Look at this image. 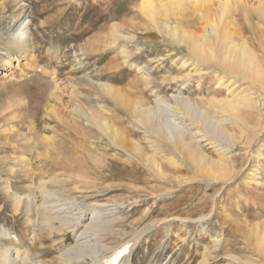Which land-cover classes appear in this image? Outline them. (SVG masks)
<instances>
[{
    "label": "rangeland",
    "instance_id": "1",
    "mask_svg": "<svg viewBox=\"0 0 264 264\" xmlns=\"http://www.w3.org/2000/svg\"><path fill=\"white\" fill-rule=\"evenodd\" d=\"M139 1L0 0V227L16 231L37 264H70L59 256L77 238L58 220L52 225L60 233L48 236L44 231L33 241L34 248L29 245L33 235L26 206L40 204L41 187L46 186L59 199L89 205L85 224L92 208L105 206L103 214L112 222L105 228L108 232L100 233V244L119 247L138 239L129 259H122L124 264H264L256 246L264 230V99L258 92L251 96L257 110L242 131L227 125L231 133L242 135L239 144L216 146L197 133L189 138L214 165L211 168L221 163L222 156L234 162L229 181H211L187 165L176 170L165 164L168 178L157 173L145 161L155 152L150 143L155 137L132 114L135 104L164 117L158 98L174 105L173 97H187L205 107L207 99H231V92L239 93L246 84L240 78L237 82L226 78L215 88L218 72L210 66L199 65L200 73L189 61L183 65L187 58L151 26ZM242 1L253 9L264 3ZM186 17H192L190 11L182 22L187 23ZM256 18L262 27L246 30V37L255 43L264 63L257 44L263 39L255 36L264 35V19ZM22 21L29 24V30H23L28 38L33 36L34 51L17 65L15 53L14 67L8 66L1 61L2 42ZM194 21L200 33L204 22ZM225 24L224 20L218 24L219 33ZM115 25L121 35L134 38L112 43ZM229 27L237 35L241 24ZM103 86L124 101L120 104L108 96ZM74 106L89 121L76 115ZM174 118L195 134L186 118ZM101 120L118 133L119 139L113 140L118 146ZM154 140L165 154L178 158L169 143ZM134 145L142 157L135 154ZM15 196L23 202L18 209ZM61 209V217L76 212L75 207ZM199 216L207 218L197 221ZM166 219L170 221L164 223ZM25 229L30 230L24 233ZM92 238L86 250L82 248L89 255L87 264L94 257ZM8 243L9 237L0 235V248L13 249Z\"/></svg>",
    "mask_w": 264,
    "mask_h": 264
},
{
    "label": "bare ground",
    "instance_id": "2",
    "mask_svg": "<svg viewBox=\"0 0 264 264\" xmlns=\"http://www.w3.org/2000/svg\"><path fill=\"white\" fill-rule=\"evenodd\" d=\"M243 4L242 0L139 1V10L142 15L149 19L151 26L156 30L162 31L173 50H179L182 57L187 58L183 62V65H186V62L189 61L191 65H195L196 72H200L198 68L199 65L210 66L213 71L218 72L216 73V77L218 78L214 83L215 88L221 87L226 78L227 81L233 79L236 81L235 79L240 78L242 83L246 84L239 93L234 94L235 91H232L231 99H227L226 97L223 99L211 97L207 99V101L204 100L205 103L202 104H204L205 107H200V103L191 102L187 97H173L174 105L166 102L167 100L165 101L161 100L162 98H158L157 102L160 104L161 112L164 114L165 119L161 117V115L159 116L156 110H141L140 108L142 107H140L139 104H135L132 114L137 117V122L152 134L155 137L154 139L160 140V142L166 146L169 143L173 152L178 155V158H175L171 154H165L161 145L155 143L154 139L150 142L155 152L151 156L146 157L145 161L164 178H168L164 171L166 168L165 164L176 170L187 165L198 175H206L211 181H220L221 183L222 181H229V179H231L230 176L233 175L231 170L234 168V162L228 159L229 157L224 158L222 156L221 163L219 162L220 164L217 163L218 165L216 167L211 168L213 164L211 163L212 165L210 166L207 163L208 159H206L202 150L195 142H191L189 138H192L197 133L200 134L202 138L207 137V140L211 141V143H217L216 146L226 144V146L231 147L239 144L240 142H238V139L242 138V135L237 137L238 135L236 136L235 133H231L230 129L232 130L236 127L239 129L238 131H242L247 124L253 121V114L257 110V106L255 102H253V98H251L253 94L258 92L262 100L264 99L263 59L258 56V51H256L258 48L255 43H251L246 37L248 33L246 30H250L255 26L258 28L262 27L259 22L255 23L254 21L256 18L255 16L264 19V3L258 5L256 9L247 7ZM213 6L215 9L212 12L211 7ZM188 11L191 12L192 17H189V20H187L188 17H186L185 21L187 23H184L182 19H184ZM194 18L199 22H204L200 33H196V22ZM222 20H224L226 24L222 32L219 33L218 24ZM238 21H240L238 25L241 24V28L236 32L237 35H235L229 26L238 27ZM24 25L25 21H22L11 33L10 38L2 42V45L5 47V57L3 56L1 61L8 66L14 67L13 55L15 53L17 54L15 57L17 65L21 59L32 56L30 54L34 51L33 36L32 38L31 36L28 38L24 31L28 29L29 24H26L27 26ZM118 29L116 25L111 29L112 43L118 42L121 38L129 40L134 38L133 36L125 37L121 35ZM255 36H257L258 39H263L262 42H258L257 44L260 45L259 49L263 50L262 52L264 55V35L261 33V35ZM124 54H126V52H124ZM138 70H142V68L139 67ZM144 79L148 80L147 78ZM103 89L108 96L114 98L118 103L120 102L121 104L124 101L114 90L104 86ZM226 89L228 90L229 88L227 87ZM79 108L78 106H74L72 110L76 115L84 117L89 121L86 114ZM176 115L186 118V120L190 122V125L195 128V134L185 131L180 123H176L174 121ZM218 115H220V120L214 119V116ZM259 118L260 117H256L257 122L260 121ZM105 121L101 120L100 122L103 123L105 128L104 131L108 133L111 141L119 139L118 133ZM227 125L230 126V129H227ZM148 136L149 134H147V137ZM120 140H122V138H120ZM113 145L118 146L115 141H113ZM134 150L136 155L139 157L143 156V154H141L142 151L137 145H134ZM41 189L43 194L41 203L31 206L29 202L26 206L28 213L31 214L28 221L31 226V234L33 235L29 245L32 244L34 248L35 244H33V241H35V239H40L39 235L44 233V231L48 236H53L55 231L60 233L61 231L58 230L59 228H55V226L52 225V223H54L52 222L53 220H58L63 227L68 226L67 228L71 229V233L77 238V245L75 243L70 250L59 256V259L63 263L72 264L81 262L87 264V257L89 255L82 248L86 250L88 247L91 240H88L89 237H94V239H92L95 242L91 244V250L94 256L92 257V264H124L123 260L125 258L126 260L129 259L136 247V240L138 239L135 238L119 247L116 245L108 246L106 244H100V233L104 232L107 229L106 226L112 222L110 217H105V214H103L105 206L92 208V210H90V221L88 224H85L87 220H84L85 210L90 207L89 205L82 202L73 204L72 200H64V198L59 199L56 195L57 193L50 189L48 190L46 186H42ZM14 198L16 200L14 202L15 207L18 209L23 205V202L19 196H15ZM64 206L67 210L75 207L76 212L74 214L67 212V214L69 213L72 215L70 217H67V215L61 217L60 214L63 212L60 213V210H63L61 207ZM67 206L71 207L69 208ZM54 210L57 211V213H55ZM204 210L206 209H203V212ZM53 211L54 214H56L54 216L52 215ZM206 218V216H199L197 221L202 222ZM169 221L170 220L166 219L164 223ZM3 228L4 227H0V235L9 237L8 244L13 245V249H9V247L0 248V264H37L33 261L31 254L33 252H30L31 248L24 247L20 244L21 236L16 233V231L9 232ZM25 230L27 231H24V233L29 231L28 229ZM262 232L256 246L259 256L264 257V230ZM81 240H84V242L78 243L81 242ZM212 241L217 242V240ZM39 263L43 264L42 262H38V264Z\"/></svg>",
    "mask_w": 264,
    "mask_h": 264
}]
</instances>
